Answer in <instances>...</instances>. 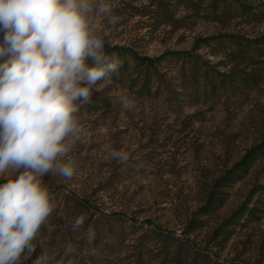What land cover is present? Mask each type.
Wrapping results in <instances>:
<instances>
[{
	"label": "rangeland",
	"instance_id": "obj_1",
	"mask_svg": "<svg viewBox=\"0 0 264 264\" xmlns=\"http://www.w3.org/2000/svg\"><path fill=\"white\" fill-rule=\"evenodd\" d=\"M110 2L120 21L113 27L101 18L105 41L164 58L147 83L145 71L132 83L113 76L98 82L91 104L80 105L78 120L88 135L70 153L74 175L42 177L54 209L33 240L35 251L27 260L22 253L18 264H33L43 251L59 259L68 244L76 249L73 264H264V157L226 190L214 214L183 234L208 183L264 132V55L249 42L264 34V21L234 7L215 17L212 0ZM213 36L218 40L195 49L198 39ZM86 63L94 66L91 58ZM119 95L133 98L135 107L122 108ZM110 150L129 153V160L112 159ZM75 198L88 202L82 207ZM246 202L253 214L222 227ZM81 215L84 228L73 231ZM89 226L98 257L88 255L82 238Z\"/></svg>",
	"mask_w": 264,
	"mask_h": 264
},
{
	"label": "clouds",
	"instance_id": "obj_2",
	"mask_svg": "<svg viewBox=\"0 0 264 264\" xmlns=\"http://www.w3.org/2000/svg\"><path fill=\"white\" fill-rule=\"evenodd\" d=\"M101 18L119 23L110 0H0V264H18L22 253L27 260L35 251L33 240L54 209L42 177L72 179L70 153L88 135L80 105L93 102L98 82L120 75L124 60L106 53ZM116 100L126 110L135 107L127 95ZM110 156L129 160L123 150ZM84 225L81 215L71 227ZM82 238L88 255L98 257L95 230L89 226ZM75 252L71 244L59 259L43 251L33 264H73Z\"/></svg>",
	"mask_w": 264,
	"mask_h": 264
},
{
	"label": "trees",
	"instance_id": "obj_3",
	"mask_svg": "<svg viewBox=\"0 0 264 264\" xmlns=\"http://www.w3.org/2000/svg\"><path fill=\"white\" fill-rule=\"evenodd\" d=\"M161 1V0H160ZM182 2H186L189 0H180ZM203 1V0H201ZM214 1L211 4V8H213V12L215 13V17L219 13L228 14V10L234 7V10L231 11H240L242 14H246L249 17H253L257 19L259 22L264 21V0L259 2L258 5H250L247 2H243L241 0H212ZM154 5V3L152 4ZM213 5V7H212ZM215 5V7H214ZM225 8V10H224ZM224 11H220V10ZM231 13V12H230ZM173 18V14H172ZM222 37H225L229 40H236L237 38L234 35L226 34ZM218 40V37H209L198 39L195 43V49H199L203 46H210L212 41ZM257 40H252L249 42H254V48L256 49V53L258 56L264 55V34L256 38ZM248 47H253L250 45ZM105 51L106 53H116L120 58L124 60V65L120 69L119 77L122 81L127 83H132L134 80V75L137 71H145V83L149 80L150 74L153 69H156V65L162 61L164 56H160L156 59L140 56L134 49L120 46V45H112L108 41L105 43ZM129 59H131L132 64L129 65ZM115 77V76H114ZM146 85V84H145ZM259 142L249 147L244 154L233 163L230 167H228L222 176L217 178L216 180L208 183L202 202L195 212L189 215L184 223L183 234L185 237H188L192 232H194L198 228L197 221H199L200 217H207L211 214H214L226 201V190L232 187L239 181H242L246 176H248L251 170L254 168L256 163L264 157V132L261 134L259 138ZM50 193V192H49ZM51 195V193H50ZM75 200L83 207L86 206L85 200L76 199ZM253 214V210H249L247 208V202L239 207L229 218L224 221L222 227L230 226L233 223H239V220L243 219V217L247 214ZM189 244V242H185Z\"/></svg>",
	"mask_w": 264,
	"mask_h": 264
}]
</instances>
